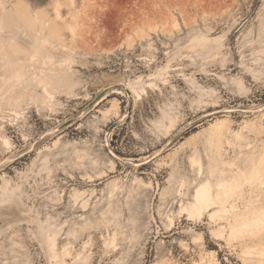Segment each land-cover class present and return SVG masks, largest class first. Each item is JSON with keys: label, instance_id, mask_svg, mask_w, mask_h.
Returning <instances> with one entry per match:
<instances>
[{"label": "rangeland", "instance_id": "obj_1", "mask_svg": "<svg viewBox=\"0 0 264 264\" xmlns=\"http://www.w3.org/2000/svg\"><path fill=\"white\" fill-rule=\"evenodd\" d=\"M0 264H264V0H0Z\"/></svg>", "mask_w": 264, "mask_h": 264}, {"label": "bare ground", "instance_id": "obj_2", "mask_svg": "<svg viewBox=\"0 0 264 264\" xmlns=\"http://www.w3.org/2000/svg\"><path fill=\"white\" fill-rule=\"evenodd\" d=\"M208 189L206 187H202L198 190V197L201 198L203 195L207 193Z\"/></svg>", "mask_w": 264, "mask_h": 264}]
</instances>
